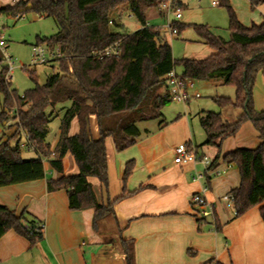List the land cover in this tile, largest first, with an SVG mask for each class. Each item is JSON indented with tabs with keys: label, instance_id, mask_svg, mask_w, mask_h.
I'll list each match as a JSON object with an SVG mask.
<instances>
[{
	"label": "trees",
	"instance_id": "16d2710c",
	"mask_svg": "<svg viewBox=\"0 0 264 264\" xmlns=\"http://www.w3.org/2000/svg\"><path fill=\"white\" fill-rule=\"evenodd\" d=\"M160 1L19 0L0 8V12L12 16L21 17L32 11L52 18L58 30L51 36L38 37V44L60 54L51 59L58 64L59 71L53 72L45 84L35 81L32 88L20 94L12 87L9 67L0 52V126L4 131L16 128L0 141V187L45 178L44 162L48 159L59 174L57 178H47L48 191L66 190L71 210L94 208V224L107 216H115V202H100L89 178H97L102 188L108 190L107 139H112L117 151L136 144L141 135L138 122L162 116L161 107L170 99L167 89L165 94L158 93V89L166 85L167 74L180 64L186 77L203 82L221 81L236 88L235 99L214 98L221 108L240 111L234 121L225 120L221 112L208 111L200 123L207 136L205 144L218 147L223 140L234 136L246 121L253 123L261 143L253 149L230 151L224 159L235 163L240 171V185L232 190L236 217L260 206L264 221V112H257L253 102L256 78L260 72L264 75V22L245 26L230 0H218L228 12L229 39L217 35L207 25H195L199 35L215 52L204 59L177 61L171 45L161 40L158 28L147 23L148 9L157 7ZM249 1L253 7L264 5V0ZM29 4L31 8L27 9ZM125 7L140 23V28L131 33L112 30V26H120L113 17L120 19ZM174 24L179 29L184 27L179 22ZM116 42L119 43L117 54L103 59L95 55ZM67 103L70 105L65 106ZM59 105L65 113L59 126V140L52 149L46 140L52 117L48 110H55ZM93 116L97 118V138L91 131ZM75 119L79 129L71 135ZM22 134L33 145L36 158L22 157L19 142ZM12 138L19 140L14 148L10 146ZM67 154L75 161L76 173H64L63 159ZM134 168V160L126 163L124 190ZM129 194L125 192L123 196ZM39 225L24 213L18 215L0 204V238L13 229L26 237L33 247L43 238ZM220 228L216 222V229ZM120 245L125 264H136L134 239L121 237ZM208 263L223 264L214 259Z\"/></svg>",
	"mask_w": 264,
	"mask_h": 264
},
{
	"label": "crops",
	"instance_id": "0c3cea01",
	"mask_svg": "<svg viewBox=\"0 0 264 264\" xmlns=\"http://www.w3.org/2000/svg\"><path fill=\"white\" fill-rule=\"evenodd\" d=\"M17 1L0 0V8ZM230 2L245 26L264 22V5L253 7L249 0ZM185 3L182 0V5ZM206 83L224 85L221 81ZM166 89L164 85L158 93L165 94ZM198 99L183 103L184 116H179L177 122L183 125L184 131L173 142L167 129L156 131L154 136L147 133L146 138L141 134L136 144L123 151H117L113 141L108 143L107 139L108 190L102 188L97 178V185L91 179L94 177L89 181L100 202H115V216H107L94 224V208L71 210L66 190L48 191L47 178L59 176L48 160L44 162L45 178L0 187L1 205L45 225L42 240L33 247L26 237L13 229L7 231L0 238V264H125L121 237L134 239L136 264H214L208 263L210 259L223 264H264V221L260 206L236 217L233 201L224 199L241 182L238 166L226 161L225 154L239 148H256L261 143L259 133L251 121H246L220 147L205 144L207 136L200 119L208 110H199L195 104ZM253 102L257 112H264L261 72L255 81ZM0 105L1 112L2 96ZM192 110L202 131L195 128ZM221 114L224 118V112ZM239 114V110L228 107L227 121H234ZM15 129L4 131L0 126V141ZM78 129L75 119L70 134H76ZM91 131L97 138L95 116L91 119ZM59 136L60 130L51 144L52 149ZM181 143L192 145L199 157H210L221 174L206 173L200 159L195 163H175L174 149ZM130 160L135 161V168L124 190V170ZM63 165L65 174L78 171L71 154L64 157ZM112 168L114 178L110 174ZM197 173L206 175L196 179ZM204 187H208L205 198L215 205L214 215L208 218H200L191 202L192 195ZM125 192L130 194L123 196ZM216 222L220 224L219 231Z\"/></svg>",
	"mask_w": 264,
	"mask_h": 264
},
{
	"label": "rangeland",
	"instance_id": "374dc122",
	"mask_svg": "<svg viewBox=\"0 0 264 264\" xmlns=\"http://www.w3.org/2000/svg\"><path fill=\"white\" fill-rule=\"evenodd\" d=\"M183 1L186 3L181 7V19H176L174 13H171L168 19L165 14L159 12L157 7H151L146 13L147 23L149 26H154L164 31V37L171 45L173 56L177 61L183 58H207L215 51L206 44L194 26L207 25L214 33L228 40L230 37V32L228 30V12L226 8L220 4L214 6L212 4L213 0ZM119 12H121V10L117 12V15ZM113 18L116 20L115 23L117 22L120 24V26H112V30L114 31L131 33L140 28V23L136 20L128 7L123 9V15L120 19H117V17ZM175 21L184 25V27L179 29V27L175 25L179 33L171 36V30L168 29L167 26L169 23ZM57 30L58 26L52 18L39 16L32 11L24 13L21 17L0 12V34L6 40V50L11 55L13 62L10 71L11 84L20 94L32 88L35 85V81L40 85L45 84L48 77L53 74V72L59 71L58 64L50 59L45 63L32 62V47L38 44V37L51 36ZM175 70L178 74H182V66L180 64L176 66ZM196 86L198 92L201 94V98L195 102L199 110L205 109L212 112L222 111L224 112V119L228 120V107L221 108L217 102H215L214 98L230 97L235 99L236 95L234 94L236 88L233 85H221L218 83L208 84L203 81H196ZM152 97L150 99H152ZM69 105L70 104L67 103L65 106ZM61 107L62 106L59 105L55 110L51 108L48 110V114L52 115V117L46 140L50 144H53L57 139L61 119L65 113V109H61ZM160 112L162 116L152 120L138 122L141 134L146 138L147 133H151L150 135L154 136L157 133L156 131L159 130L163 132L167 129L170 142L177 140L179 135L184 131L183 125L177 122L179 116H184L183 103L169 100L161 107ZM194 112L195 111L192 110L191 118L194 120L195 128L202 131L200 130L201 127L197 122L198 119L195 118ZM132 115H135V113H132ZM152 129L155 130L153 133L151 132ZM18 141V139L12 138L10 140V146L13 148L16 147ZM19 142L20 145L26 143V136L24 134L20 136ZM111 142L112 139L109 138L108 143ZM20 149L23 158L32 159L38 156L34 149L22 146H20ZM110 174L111 178H114L113 168ZM91 179L97 185V180L95 178Z\"/></svg>",
	"mask_w": 264,
	"mask_h": 264
},
{
	"label": "built area",
	"instance_id": "2783aa9c",
	"mask_svg": "<svg viewBox=\"0 0 264 264\" xmlns=\"http://www.w3.org/2000/svg\"><path fill=\"white\" fill-rule=\"evenodd\" d=\"M181 4L182 0H161L158 4L157 8L159 12L165 14L169 19L170 14L174 13L176 19H181ZM212 4L214 6L218 5V0H213ZM176 22V21H175ZM175 22H171L168 24L167 28L171 30V36L179 33L178 29L175 27ZM161 40L166 41L164 37V31L158 28ZM166 35V34H165ZM6 40L0 34V52L5 64L9 67V72L12 68V57L6 50ZM119 50V43L116 42L113 45L106 47L103 51H99L95 53L100 59L104 57L110 56L112 54H117ZM32 62L33 63H45L51 60L54 57H60V54L48 49V47L44 44H36L32 47ZM166 87H167V95L170 100L178 102V103H186L191 98H200L201 94L196 90V80L186 77L183 74H178L175 69L170 71L166 76ZM20 146L27 147L33 149V145L29 142L26 137V143H22ZM55 154L52 153L51 157ZM174 162L177 164L189 163V162H197L200 159L201 162L206 166L207 172L213 175L221 174V170L214 166V162L207 155L199 157L196 149L188 144L181 143L174 149ZM48 160V159H46ZM45 160V161H46ZM206 173H197L196 179H203ZM208 190V187H204V189L200 192L194 193L191 197L192 204L198 209L197 215L200 218H208L214 215L215 205L209 203L204 196V193ZM225 200H232V193L224 196ZM39 227L44 230L45 225L40 224Z\"/></svg>",
	"mask_w": 264,
	"mask_h": 264
},
{
	"label": "water",
	"instance_id": "95a60500",
	"mask_svg": "<svg viewBox=\"0 0 264 264\" xmlns=\"http://www.w3.org/2000/svg\"><path fill=\"white\" fill-rule=\"evenodd\" d=\"M29 8H31V5L30 4L27 6V9H29Z\"/></svg>",
	"mask_w": 264,
	"mask_h": 264
}]
</instances>
